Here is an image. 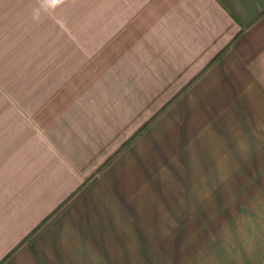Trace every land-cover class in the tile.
I'll list each match as a JSON object with an SVG mask.
<instances>
[{"label": "crops", "instance_id": "obj_1", "mask_svg": "<svg viewBox=\"0 0 264 264\" xmlns=\"http://www.w3.org/2000/svg\"><path fill=\"white\" fill-rule=\"evenodd\" d=\"M76 1V50L0 112V264H264L244 231L169 249L149 231L181 172L259 171L264 0ZM246 132L257 167H232Z\"/></svg>", "mask_w": 264, "mask_h": 264}, {"label": "rangeland", "instance_id": "obj_2", "mask_svg": "<svg viewBox=\"0 0 264 264\" xmlns=\"http://www.w3.org/2000/svg\"><path fill=\"white\" fill-rule=\"evenodd\" d=\"M76 3V0H0V112L7 109L8 103H28L30 91L36 103L35 99L44 91L46 60L60 57L59 53L67 49L76 50L80 41L77 37L86 34V29L76 26L75 11H61ZM260 125L264 128V117ZM251 129L249 133L253 136ZM250 134L246 132L245 143L238 140V150L234 147L236 141L229 139V153L236 150L244 153L243 157L230 155V166L234 167L231 164L241 158L246 161V167H257L248 155L257 148ZM260 135L264 137V132ZM260 158L259 171L254 173L251 170L181 172V181L175 180L174 185L165 187L164 220L150 221L149 231L164 233V238L159 236L158 240L161 242L163 238L166 249L173 244L206 245L215 238L232 239L236 232L244 231L250 241L260 238L259 248L263 253V154ZM199 162L197 157L201 168ZM156 223L159 227L152 226Z\"/></svg>", "mask_w": 264, "mask_h": 264}]
</instances>
